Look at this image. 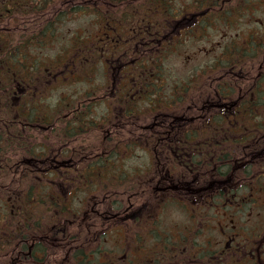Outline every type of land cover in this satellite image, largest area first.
<instances>
[{"label":"flooded vegetation","instance_id":"af4514ba","mask_svg":"<svg viewBox=\"0 0 264 264\" xmlns=\"http://www.w3.org/2000/svg\"><path fill=\"white\" fill-rule=\"evenodd\" d=\"M73 1L47 0L45 9L35 6L33 9L21 10L19 4H16L11 7L14 13L7 15L4 20L13 18L15 22L21 23L22 17L31 15V18L23 21L33 22L35 30L38 31L37 37L48 35L50 31H53V37L56 31L55 23L69 11L86 8L103 15L104 10L102 11L103 8L99 5L101 0H91L92 2L87 4L79 1L75 2V5ZM228 1L198 0L190 12L179 13V10L169 4V0H127L123 5H134V19L143 24L156 23L149 26H133L131 31L134 36L129 28L131 25L126 23L121 14L116 13L115 9L106 10L107 14L102 19L108 17L105 22L109 29L104 32L110 37L106 38L109 45L106 47L105 42H100L93 58L98 61L102 55L108 56V63L104 65L103 71L108 80H105L106 84L99 86L98 90L101 91L107 85L108 91L110 84L113 88L114 83L118 88L111 96L105 93L92 96L93 100H89L91 96L81 95L75 102L80 105L84 101H90L92 104L110 103L104 118L95 122V127L102 129L106 134L113 132L115 120L124 123L123 128L132 133L133 130L128 129L132 123L127 126L126 124L127 120L133 118L134 112V120L138 123L147 122L149 118L156 121L152 125L149 124L151 128L157 127V131L152 132L151 140L156 142L157 148L164 152L162 156L166 157V165L163 160L155 163V166L164 167L163 173L156 171L157 174L146 175L141 180L148 183L147 189L134 193V185L130 183L133 176L125 175L122 171L116 172L113 181L107 183L106 179H102L103 183L96 185L98 193H92L86 200H80L81 205L73 207L72 210L70 206L33 207V213L28 210L30 218L19 219V216H15V211L22 209L4 207V211L12 212V217H0V264H264V101L259 100V89L256 85L253 86L258 79L244 76L232 78L235 74L234 68L226 67L222 75L223 95L220 97L215 92L216 99H212L211 78H208L205 83L208 88L204 89L205 104L200 109H195L201 112L205 123L197 127L194 125V115L184 116L179 112V108L176 109L178 97L167 102L165 107H162L157 99V106H154L151 103V95L155 81L152 77L144 78L143 70L138 68L150 54L162 48L163 41V45L167 43L165 39L168 36L182 32L179 30L181 21L185 32L189 27L185 26L191 22L204 23V17H201L203 9H211L209 13H205L210 16L213 4L218 5L221 10L228 6L256 7L253 1ZM163 13L174 17L163 19ZM2 20L0 18V22ZM134 27L136 29L133 30ZM2 32L4 31H0ZM263 34L264 26H260L251 38H259ZM118 38L124 40V43L118 42ZM228 48L238 49L235 44ZM74 70L82 68L75 66ZM255 72L258 75V68ZM236 74L241 76L242 71ZM243 87H247L245 90L249 93L244 94ZM19 90L20 93L27 90L29 93L31 86ZM34 90L37 91V88L34 87ZM190 96L194 105L195 100ZM144 100L146 106L138 107L137 104ZM246 101L250 102L247 104ZM132 103L135 105L132 106ZM217 108H220L218 113L214 111ZM78 111L77 109L75 114ZM84 114L88 115L89 112L79 113L80 116ZM214 114L223 115L226 121V125L220 129L223 135L219 137V142H190V136L185 137L186 139L179 137L180 134L190 133L191 140H194L197 132L211 134L214 127L206 125L212 122ZM61 122L62 120L58 124ZM84 124L85 116L77 121V125ZM75 125L74 123L71 127L76 128ZM259 134H262V137H259ZM121 144L123 145L112 140L105 150L113 152L117 148L123 149ZM128 145L130 144L124 146ZM62 153L64 156L65 153ZM200 155L204 158L196 157ZM98 157L97 153L92 158L73 157L62 161L54 156V167L48 169L54 173L65 169L68 179L64 180L72 184L87 183V180L97 182L98 169L102 165ZM42 159L31 157L23 163H32L34 167L46 170L48 165L45 166ZM77 160L84 163L76 164ZM168 164L181 169L178 176L175 175L177 183L173 182ZM105 165L109 169L113 167V164ZM87 168H90L94 177H88ZM152 179L158 180L160 184L167 183L166 188L150 187L149 182L151 183ZM167 188L171 190L168 191ZM154 189L156 191H153ZM161 191L166 196L175 197L179 206L182 204L190 209L191 223L184 224L183 231L180 225L176 226L178 236L171 231L175 227L160 229L164 198L155 194ZM69 193L67 191V194ZM93 198L95 206L88 211L84 210L88 205L86 201H91V204ZM136 199L140 200L139 204ZM202 202L204 205L200 204ZM44 210L50 213L43 212ZM69 211L75 212L69 215ZM13 219L15 221L11 222ZM77 219L79 221L75 224ZM73 226L78 227L76 232L71 231ZM205 229L208 231L207 235H204ZM214 231L219 232L218 239L215 238L217 236ZM156 240L158 242L155 243ZM143 241H152L159 250L146 251Z\"/></svg>","mask_w":264,"mask_h":264},{"label":"rangeland","instance_id":"374dc122","mask_svg":"<svg viewBox=\"0 0 264 264\" xmlns=\"http://www.w3.org/2000/svg\"><path fill=\"white\" fill-rule=\"evenodd\" d=\"M3 1L4 3L7 2L5 4H8V6L19 4L21 7L20 0H2V2ZM79 1L83 4L92 2L91 0H74L73 5L79 3ZM197 1L198 0H169V4L173 5L175 10H179V13H188L192 10L193 4ZM231 1L232 0H229L228 2ZM248 1L255 2L256 7L251 8L252 6H244L240 12L231 11L226 13L225 15H228L225 17L218 16L217 13L220 7L213 4L210 16L207 15L211 9H203L201 13V17H204L202 20L204 23H189L190 25L187 24L185 26H189L186 32L184 31L185 28H182L184 24H182L181 21L179 30L182 32H175L174 35H172L174 37L168 36V38L165 39L168 44L166 43L163 45V41L162 48L159 51H155L156 53L150 54L151 56L149 58H146V60L151 62V64H149L151 66L145 68L142 65L138 68L143 70L144 78L149 79L152 77L155 81L153 85L154 92L151 95V103L154 106H157V99L160 101L162 107H165L167 102L176 100L184 86L189 87L188 90H192L190 94L192 95V100H195L197 92L194 90L197 89L199 92L202 89H207L208 85H205V83H207L208 78L216 79L208 77L203 80L202 83L197 82L196 78L202 74V71L210 67L213 61L218 58L219 54H223L229 46L233 44L247 46L248 41L253 37V32H256L258 27L264 26V0H262V2L258 0H247V2ZM28 3L29 0H26L22 5V9H25ZM99 5L103 8L102 11L104 10L103 15L101 12L95 13L94 10L89 11V9L86 8L77 9V11L74 8L75 10L65 13L62 18L55 23L56 31L53 37H51V34L37 37L38 31L35 30L33 22L23 21L31 18V15L25 16L26 18L22 17L20 19L21 23L15 22L13 18L5 19L0 22V31H4L0 33V51L3 50L4 47H12L14 51H17V60L13 63V67L16 68L17 66L25 65L29 72L31 71L29 69L32 67H34L36 71L41 72V65L51 64V62L61 58L63 53L72 48L81 47V49H87L88 54L93 55L96 49L99 48L97 45L100 42H105V46L108 47L109 43L106 42V38H110L107 33L104 32L109 29V25L105 22L108 17L105 16L103 19L102 17L107 14L106 10H112L113 7L109 6V0H101ZM233 7L235 6H228L227 9ZM206 12H208L207 15H205ZM173 17L164 14L163 19L169 20ZM136 24L137 23H135V25ZM144 24V26L147 25L146 22H144ZM16 25L21 28L19 29ZM153 25H156V23L153 22ZM176 30L177 29H175V31ZM235 37H238L237 40H233ZM259 38L264 39V34ZM253 39V41L252 39L250 40L251 42L247 48L252 49L261 47L256 44L258 39ZM86 41L91 42L90 45L86 44ZM118 42L124 43V40L118 38ZM235 53H237V51H235ZM27 54L29 57L26 56ZM226 56L227 54H225L224 57ZM107 57L106 55H102L97 61V59L91 56L90 59L81 63L80 68H82V70L80 71H83V74L77 75L73 83H66L61 79L59 83H55L56 85L50 86L51 84H48L49 90L46 95L47 104H52L54 109L62 110L60 111L61 124L53 127L50 125L49 127L44 125H32L30 129L25 130V132L23 131L24 134L21 137L17 134H12V141L9 142V145L2 146L0 166L6 162L9 163L10 158L13 162L23 163L25 160L31 159L32 157L34 159L43 158L42 160L45 162L44 165H48V169L54 167L52 163V157L54 156L64 161L66 159H72L73 157L75 159L92 158L93 155L98 153L99 161L102 164L98 169L97 176H99V180L97 182L89 180H87V183L80 182V187L75 191L71 199L65 198L67 197V191H70V187L72 186V183H69L67 180L65 182L64 180V178L68 179L65 176V169L58 170L55 173L50 172V174L45 175L47 169L44 170L41 169V167H34L32 163L25 162L20 164L21 167H25L29 170L23 180L26 179L28 184L32 183V185L35 187L37 186L38 189H42L43 194H45L44 201H34L35 199L31 201L28 206L31 213L34 212V210L31 209L33 207L63 208L70 206L72 210L73 207L75 208L81 205L80 200H86L89 198L90 194L98 193L96 191V185L102 184V179H106L107 183L113 181L112 178L116 172L122 171L125 175H132V173L137 170L146 171L147 167H150V172L152 174H157V172L163 173L164 167L161 165L159 167L158 165L155 166V163L156 161L161 162L163 160V163L166 165V160H164L166 157L162 156L164 152L159 147L157 148L156 142L151 140V137H153L152 132L157 131V127L151 128L150 125L156 121L153 119L151 121V118H149L147 122L138 123L134 120L136 115L134 112L133 118L127 120L126 124L127 126L132 123V126H128V129L131 128V130H133L132 133H128L123 128L124 123L115 120L116 123L113 125V132L111 134H106L102 129L95 127V122L100 121V118L101 120L104 118L103 116L108 112V105L110 103L93 102L92 104L90 101H84L85 103H83L85 105L83 103L81 105L80 103H72L71 105L68 103L74 102V99L81 95L91 96L89 100H93L94 97L92 96L95 95H104L106 93L105 95L111 96L115 94V90L118 88H116L115 83L113 88L110 87V84L108 91L107 85L101 91L98 90V87L104 86L106 84L105 80H108L103 73L104 65L108 63ZM260 61L261 59L259 63L252 64L251 67L246 70V76L244 77L252 78ZM85 62L88 63V66L85 65ZM97 62L98 65H96ZM93 68H97V70L91 73L90 71ZM23 85L24 84H15V87L20 86L22 88L24 87ZM246 88L247 87H243L244 94L249 93L247 91L245 92ZM36 92L37 91L31 93L35 95ZM19 93L20 90L17 89L13 100L15 105L18 101L22 100L19 99L21 95ZM69 97H73V100L69 101ZM202 98L203 100L201 101V97H199V102L193 105L191 96H185L182 97L180 101L178 100L179 103L176 106V109L179 108V112L183 113L184 116L194 115V125L197 127H201V125L205 123V119L201 118V112L195 110L204 106V96ZM37 101L38 100H35L34 102ZM145 101L146 100L138 103L137 106L140 108L145 107ZM250 101H246V103L248 104ZM32 103L30 102L31 107L33 106ZM134 105L135 104L132 103V106ZM30 106L29 103L26 105L27 108ZM76 108L79 110L77 114H75L77 112ZM80 111L89 112V114L80 116ZM214 111L218 113L220 112V108ZM228 111L230 112V110ZM35 112L38 111L35 110ZM84 116L86 118V124L77 125V121L81 120ZM254 116H256V114ZM74 123L76 124V128L71 127ZM18 126L19 122L17 119L16 126L11 128L10 131L14 132ZM65 126L67 127L65 128ZM70 127L71 129L69 131L68 129ZM114 130H116V132H114ZM258 136L262 137V134ZM112 140L123 143V145L121 144L123 149L117 150L114 154L109 155V153L112 152H107L105 147L108 146ZM127 143L130 145L124 146ZM61 152L65 153L64 156L61 155ZM23 158L26 159L22 160ZM75 162L79 165L84 163L82 160H77ZM105 163L113 164V167L109 169ZM40 165H42V163ZM168 168L171 169L172 174L170 175H172L173 182L177 183V177H175V175L180 173L181 169L176 165L171 166L170 164H168ZM86 170L88 177H94L90 168ZM19 178L22 179V176ZM0 180H2V177ZM152 180L151 183L149 182L150 187L154 186L159 189L166 188L167 186L165 182L160 184L158 180ZM144 184H146V186H144ZM133 185L134 187H132V189L134 193L139 192V190H145L148 187V183L146 182H137V184L133 183ZM13 187L16 188L18 186ZM166 190L169 191L171 189L167 188ZM14 191L15 193H11L13 190L6 191L5 196L9 197L10 195V197L15 198L18 193L17 190ZM153 191L156 190L154 189ZM54 192L55 194H52ZM155 195L164 198L162 202L163 213L160 216L162 222L160 229L165 227L172 229L175 227L171 231L178 236L179 232L176 226L180 225L179 227L183 231L184 228H182V226L191 223V217L189 216L191 214L190 209L182 204L179 206L177 200L174 199L175 197L171 195L166 196V194H163V191ZM93 200L94 198L91 204V201H86L88 205L84 210L88 211L95 206ZM11 201L16 202L14 199H10V202ZM135 201H137V199ZM137 202L139 204L140 200ZM137 202H135V204ZM200 204L204 205V202ZM1 207H3L2 199H0V208ZM43 212L50 213V211L47 210ZM73 212L74 211H71V213ZM15 214V216H19V219L23 217L28 218L30 216V214H22L21 211H16ZM10 217H12V215H10ZM77 221H79V219L74 223L76 224ZM77 228V226H73L71 227V231L75 230L76 232ZM202 228L203 227H201V229ZM69 230L68 228V231ZM167 233L168 232H163V234ZM207 233L208 231L205 229L204 235H207ZM213 233L216 234L217 237L215 238L218 239L219 232L214 231ZM156 242L158 241L156 240L155 243ZM143 244L146 251L159 250L156 248V244L155 246L152 244V241H143Z\"/></svg>","mask_w":264,"mask_h":264},{"label":"trees","instance_id":"16d2710c","mask_svg":"<svg viewBox=\"0 0 264 264\" xmlns=\"http://www.w3.org/2000/svg\"><path fill=\"white\" fill-rule=\"evenodd\" d=\"M26 0H20L21 4V10L22 5L25 3ZM59 2H63L64 0H58ZM127 0H109V3L113 7V9L116 10V13L121 14L123 16L126 23L130 24L131 28L133 26H139V24L144 25L142 22H139L137 19H134L132 17V12L134 5H123ZM2 2V0H0ZM7 3V2H5ZM4 1L0 3V18L3 19L9 15L14 13L12 6H8V4H5ZM47 4V0H29V3L26 5V9H33L36 7H39L41 9H45V5ZM112 9V10H113ZM239 7L235 6L233 8H219L218 10V16L219 17H225V15L228 12L235 11L238 12ZM131 14H128V12ZM135 23H137L135 25ZM147 26L153 25V22L149 23L146 22ZM136 27L133 28L136 29ZM53 31H50L48 35L52 34ZM131 35L134 36L133 32L131 31ZM51 38V37H50ZM258 41H256L257 46L261 47H255L252 49H248L247 46L239 47L238 49H230L227 48L223 54H219L218 58L213 61L210 67L204 69L202 71V74L196 78L197 82L202 83L204 79L208 77H213L216 79H211V92H212V99L215 98V92L222 97V91L224 86V79L222 77L223 71L226 67H233L235 74L232 75V78L238 77L241 78L243 76H246V70L251 67L252 64L259 63L258 65V75L254 71L252 77L255 79H258L257 83H254L253 86L256 85V87L259 89L257 91L258 98L261 102L264 101V39L256 38ZM254 40V39H253ZM252 40V41H253ZM91 42H87L86 44L90 45ZM96 43V42H95ZM252 44V43H251ZM250 44V45H251ZM242 48V49H241ZM237 51V53H235ZM225 54H227L226 57ZM17 51L13 50V48H3V50L0 51V153L2 152V146L3 145H9V142L12 141V134H17L18 136H22L25 132V130L30 129L32 125H44L49 127L55 126L58 124L61 120V109L57 110L54 109L52 104H47V93H48V84L56 85L55 83H59L62 79V81L66 83H73L77 75L83 74V71L80 70H74L75 66L80 68L79 65L83 63L84 61L90 59L92 54H88L87 49H81V47L72 48L68 50L67 52L63 53L62 57L57 59L56 61L51 62V64L48 65H41V72H38L34 69V67L30 68V72L26 67L19 66L17 68L13 67V63L17 60ZM27 57L28 54L26 55ZM19 60V59H18ZM21 63V62H20ZM44 63V62H43ZM143 67L148 68L147 66H151L150 61L146 60L143 61ZM85 65L88 66V63L85 62ZM98 65V64H96ZM39 68V67H38ZM97 68H93L90 72H95ZM242 71L241 76H237V72ZM63 73V75H62ZM140 78V77H139ZM243 79V78H242ZM249 81V80H247ZM15 84H24L23 86L28 88L31 86V91L26 94H21L19 99H22L21 101H18L16 105L14 104V94L16 90L21 89L20 86H16ZM49 86V87H50ZM34 87L37 88L36 95H33L31 92H34ZM189 87L184 86L181 93L178 95L177 101L181 100L182 97L190 96V92L192 90H188ZM28 91V90H27ZM197 92L195 96V102L194 104H197L199 102V97H201V101L203 100L204 96V89L200 90L199 92L197 89L194 90ZM247 90H245L246 92ZM87 93V92H86ZM88 94V93H87ZM86 94V95H87ZM79 97V96H77ZM38 100L37 102H34L35 100ZM69 101L73 100V97L68 98ZM78 99V98H77ZM76 98L74 99V102H68L70 105L72 103L76 104L75 102ZM178 101V103H179ZM30 102L32 103V107L30 106ZM30 107H26L28 105ZM177 103V105H178ZM176 105V106H177ZM177 108V107H176ZM77 109V108H76ZM37 110L38 112H35ZM17 116V117H16ZM212 122H208L206 125L207 127L211 126L214 127L213 132L211 134H207L203 131L197 132L196 139L191 140V134L185 133L180 134L179 137H189L190 136V142L196 141V142H219L220 138L223 134L221 132V127L226 125V121L223 117V115H213L212 116ZM19 122V126L14 130V132H11V128L16 126V122ZM59 119V120H58ZM38 121V122H37ZM261 125V124H260ZM24 131V132H23ZM186 139V138H185ZM16 140V139H15ZM14 140V141H15ZM120 150L117 148L114 150L111 154H114L115 151ZM208 151V150H203ZM15 153V152H14ZM32 154V153H31ZM218 156V155H217ZM197 158H204V156H196ZM220 157V156H219ZM26 158H23L24 160ZM37 159V158H35ZM29 160V159H28ZM12 163H11V162ZM20 164L23 163H17L13 162L11 158L9 159V163L6 162L0 166V178L2 177V180H0V199L3 201V206L9 207V208H25L28 207L35 199L34 201H41L45 198V194H43L42 189H38L37 186L35 187L32 185V183H27L26 179H24L25 175L29 172V170L25 167H21ZM25 165V164H24ZM150 167H147L146 171L137 170L136 172L132 173L133 178L130 180L131 184H136L138 181L142 182L141 179L145 178L146 175H150ZM22 176V179L19 177ZM18 186V187H13ZM11 193H15L14 190H17V196L15 198L5 196L6 191H12ZM56 192V190H55ZM52 193V194H55ZM10 199H14L16 202L11 201ZM20 201V202H19ZM11 214V213H10Z\"/></svg>","mask_w":264,"mask_h":264}]
</instances>
